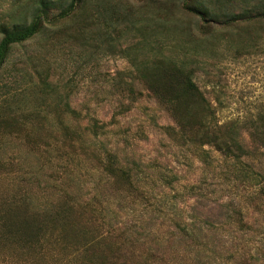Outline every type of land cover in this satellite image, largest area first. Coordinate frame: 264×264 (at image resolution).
I'll list each match as a JSON object with an SVG mask.
<instances>
[{"label":"rangeland","instance_id":"rangeland-1","mask_svg":"<svg viewBox=\"0 0 264 264\" xmlns=\"http://www.w3.org/2000/svg\"><path fill=\"white\" fill-rule=\"evenodd\" d=\"M39 1L0 0V26L31 23ZM43 1L49 7L42 29L12 46L0 70V120L14 116L18 121L5 125L7 129L0 125V235L13 204L23 199L39 209L58 198L44 189L45 180L56 176L57 190L78 201L102 202L106 226L136 223L153 235L183 221L201 225L208 216L221 214L223 202H240L243 190L220 155L211 152V170L198 151L179 147L163 133L162 127L173 122L155 99L145 96L149 81L137 74H155L157 80L168 60L189 63L196 85L217 107L220 123L254 118L264 106V26L203 21L186 11L182 0H84L64 19L58 15L71 0ZM191 3L220 17L250 6L244 0ZM129 84L144 95L128 112L115 116L118 102L129 103L125 96L118 101V92ZM66 125L78 128L85 144L94 138L100 152H114L131 166L153 194L150 204L125 203L124 208L95 162L54 157V140L65 135ZM250 160L255 168L264 166L260 154ZM257 216L256 233L247 239L260 252L264 213ZM205 249L210 256L214 247ZM79 259L75 249L50 242L40 252L35 245L31 250L13 246L4 236L0 241V264H81Z\"/></svg>","mask_w":264,"mask_h":264},{"label":"trees","instance_id":"trees-1","mask_svg":"<svg viewBox=\"0 0 264 264\" xmlns=\"http://www.w3.org/2000/svg\"><path fill=\"white\" fill-rule=\"evenodd\" d=\"M83 1L71 0L58 17L67 18ZM191 1L182 0L183 8L203 21L223 19L225 26L240 24L247 29L255 24L264 26V0H244L250 6L221 17L204 5H192ZM37 5L31 23L0 26V70L12 46L29 41L42 29L49 6L43 0ZM155 77V74H137L138 79L149 81L145 96L155 99L173 122L172 126L162 127L163 133L179 147L198 151L197 156L207 167H212L209 161L212 151L220 155L230 175H234L235 183L243 190L240 202H223L219 205L221 214L212 218L208 216L201 225L183 221L182 226L178 223L174 229L153 235L136 223L106 226L102 202L91 198L78 201L70 192L57 190L55 185L59 176H56L45 180L44 189L56 192L58 198L52 200L49 207L39 209L32 208V204L23 199L13 204L2 222L0 241L4 236L13 246L31 250L35 245L40 252L49 242L66 250L75 249L81 264H215L216 261L222 264H264V250L252 249L247 239L256 233L257 215L264 213V166L255 168L250 160L255 154L264 158V106L254 118L220 123L217 107L211 105L196 85L195 71L189 63L168 60L160 79ZM143 95L132 84L121 89L118 101L125 96L129 103L118 102L115 116L128 112ZM66 108L75 114L69 106ZM31 115L30 112L26 116ZM16 119L14 116L2 117L0 125L11 127L18 123ZM93 127L100 129L97 123ZM63 130L65 135L54 140L57 148L54 150L58 152L54 157L66 158L67 163L81 158L95 162L101 176L106 177L110 189L120 199L118 204L124 208L125 203L140 206L154 198L149 190L144 189L134 169L124 164L116 153L100 152L94 138L85 144L78 128L66 125ZM250 218H254V222ZM259 243L264 246V237ZM209 245L214 249L207 256L205 248Z\"/></svg>","mask_w":264,"mask_h":264}]
</instances>
